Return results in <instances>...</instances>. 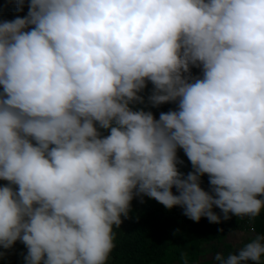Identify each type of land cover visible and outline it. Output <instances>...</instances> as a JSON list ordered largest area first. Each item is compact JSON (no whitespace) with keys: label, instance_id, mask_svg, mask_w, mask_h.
Masks as SVG:
<instances>
[{"label":"clouds","instance_id":"obj_1","mask_svg":"<svg viewBox=\"0 0 264 264\" xmlns=\"http://www.w3.org/2000/svg\"><path fill=\"white\" fill-rule=\"evenodd\" d=\"M25 7L0 19V257L19 241L23 264H109L137 198L195 222L261 215L264 0ZM212 260L264 264V232Z\"/></svg>","mask_w":264,"mask_h":264},{"label":"trees","instance_id":"obj_2","mask_svg":"<svg viewBox=\"0 0 264 264\" xmlns=\"http://www.w3.org/2000/svg\"><path fill=\"white\" fill-rule=\"evenodd\" d=\"M27 10L25 7L24 12L15 13L14 0H0V19L23 16ZM192 72L198 75L200 70L193 68ZM151 87L149 83L148 89ZM173 108L175 104L169 103L151 110L158 119L160 112ZM191 168V163L185 156L184 173ZM202 180V187L207 189V175ZM173 191L175 193V189ZM214 211L220 213L218 208H214ZM122 220L120 228L114 229L117 234L116 246L109 264H166L168 261L182 262V256H186L188 264H212L210 261L199 262V259L211 248L217 249L218 243L228 236L244 230L248 232V224L252 225L253 234L264 232V211L255 218H238L233 215L231 219H222L218 224L203 217L195 222L184 216L180 207L168 210L148 197H144L143 203L138 198L134 199L129 218L122 217Z\"/></svg>","mask_w":264,"mask_h":264},{"label":"rangeland","instance_id":"obj_3","mask_svg":"<svg viewBox=\"0 0 264 264\" xmlns=\"http://www.w3.org/2000/svg\"><path fill=\"white\" fill-rule=\"evenodd\" d=\"M178 155L181 159L185 162V156L183 153V150L178 151ZM183 166V167H182ZM180 170L184 172V164L179 166ZM5 182L0 180V185H3ZM255 234L247 230H244L242 232H237L234 235L228 236L225 238L221 243H218V248H211L208 253L203 254L201 259H199V262H206L210 261L213 264V256L217 252L222 253H238L239 246L243 242H246L250 238H252ZM0 251H4L0 249ZM26 248L23 244H21L19 241L16 242V244L13 246L12 249L7 250V253L5 256L0 257V264H23L22 259V253H26ZM166 264H182V262L177 261H168ZM194 264V263H189ZM218 264V262H217ZM249 264H252V262H249Z\"/></svg>","mask_w":264,"mask_h":264},{"label":"built area","instance_id":"obj_4","mask_svg":"<svg viewBox=\"0 0 264 264\" xmlns=\"http://www.w3.org/2000/svg\"><path fill=\"white\" fill-rule=\"evenodd\" d=\"M248 228H249V231H250V232L254 231V230H253V227H252L251 224H248Z\"/></svg>","mask_w":264,"mask_h":264}]
</instances>
